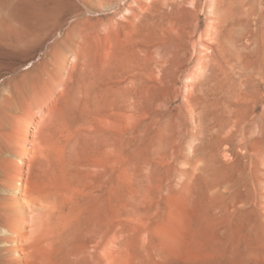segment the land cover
<instances>
[{
	"label": "rangeland",
	"instance_id": "rangeland-1",
	"mask_svg": "<svg viewBox=\"0 0 264 264\" xmlns=\"http://www.w3.org/2000/svg\"><path fill=\"white\" fill-rule=\"evenodd\" d=\"M217 2L124 0L76 28L1 11V171L83 143L54 179L70 222L22 264H264V0L240 1L246 25Z\"/></svg>",
	"mask_w": 264,
	"mask_h": 264
},
{
	"label": "bare ground",
	"instance_id": "bare-ground-1",
	"mask_svg": "<svg viewBox=\"0 0 264 264\" xmlns=\"http://www.w3.org/2000/svg\"><path fill=\"white\" fill-rule=\"evenodd\" d=\"M123 1L124 0H0V13L1 11H10L13 6H19L26 10L27 13L29 11L30 14H33L32 11L34 10V13L36 10H42L46 16L44 22L47 23L49 20L53 19L58 20L59 17L60 19L63 17H70L74 21V28H76L79 24L83 26L84 24L82 23H84L85 20H89V17L86 18L87 13H92V11L97 10V8L99 10L117 8L116 6ZM130 1L131 0H128V4ZM236 1L238 3L234 2L230 9L229 4L226 3L227 1L218 0L217 4H215L216 9L213 10V14L220 15L219 18L225 20L230 17V22L246 25L248 19L241 16V11H244V5H247V3H243V5L240 6L242 3H240L241 0ZM229 2L230 1H228V3ZM249 12L252 15L254 14V10L250 9ZM3 13L4 12L0 15L1 23L12 20L11 14L6 13V15H3ZM83 28L85 27H81L79 30L82 31ZM76 32L79 33L78 31ZM81 34L82 32H80V35ZM81 36H83V34ZM80 38L82 39V37ZM12 43L15 44V42H11V44ZM72 53L74 56H78L81 52L78 49H74ZM67 62L68 57L66 55H64L59 62H53L55 73L60 78L58 84L66 85L64 73L67 68ZM226 65L230 66V72L232 74L234 71L243 69L244 67L240 62L237 63L234 61V63H232L228 59L223 58L222 66ZM91 73L92 72H88L87 75L91 76ZM68 135L69 137L64 144H57L56 142L53 144L51 142L50 149H48L50 153H46L44 151L45 149L42 151H35L38 149L36 146L35 150L33 149L34 151H25V153L19 155L21 156L19 157L21 162L23 164L27 163L28 165L26 173L23 164L21 166L20 164L15 165V169L5 167L2 168L4 170L1 171L0 168V264H22L24 260L32 255L31 251L39 240H43L51 234L54 235L55 233L61 232L70 222L71 212L66 209L68 206V191H66L65 187L62 185L54 184V179L57 174L56 171L58 169L59 173H62V177H65V175H67V167L69 169V166H79L77 164L78 162H72L71 160L73 159L71 158L73 157V151L77 150L75 147L78 145L77 147L79 150L83 143H80V137L79 140L76 139V135L73 136L72 133ZM39 149H41L40 146ZM50 156L58 165L57 169L55 167L56 170L54 169V171H48L43 164ZM78 156L76 159L78 160L79 158L80 160V156ZM36 164L43 165L42 170H40L42 172H38L39 170L37 171L35 168ZM38 168H40V166ZM58 175L60 174H57V176Z\"/></svg>",
	"mask_w": 264,
	"mask_h": 264
}]
</instances>
